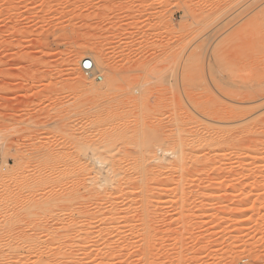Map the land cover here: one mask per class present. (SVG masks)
<instances>
[{
    "label": "rangeland",
    "instance_id": "374dc122",
    "mask_svg": "<svg viewBox=\"0 0 264 264\" xmlns=\"http://www.w3.org/2000/svg\"><path fill=\"white\" fill-rule=\"evenodd\" d=\"M84 57L96 61L93 76L81 69ZM91 81L104 86L100 96ZM261 84L264 0H0V264H28L23 249L36 237L52 248L46 226L61 233L80 206L66 194L56 205L62 220L44 230L28 222L21 203L53 200L37 191L34 168L48 161L72 183L100 158L105 173L121 161L131 175L159 176V164L182 155L203 164L211 157L187 176L185 192L171 191V161L151 185L155 194L133 197L154 205L146 262L264 264V151L243 147L250 132L234 123L223 125L222 145L209 139L218 127L212 110L243 108V93ZM110 244L99 248L103 264L125 262L127 252ZM87 252L71 264H93L96 253Z\"/></svg>",
    "mask_w": 264,
    "mask_h": 264
},
{
    "label": "bare ground",
    "instance_id": "6f19581e",
    "mask_svg": "<svg viewBox=\"0 0 264 264\" xmlns=\"http://www.w3.org/2000/svg\"><path fill=\"white\" fill-rule=\"evenodd\" d=\"M85 61L87 62L88 65L92 66V70H93L92 75H94V72L97 68L95 65L96 61H93L92 59H87V57H84L81 61V65H83ZM87 87L91 94L93 95L99 94V96H100L99 92L103 91L104 89V86L102 88L92 81L87 83ZM243 94H246L245 99H242L243 108L241 107L237 110L235 109L233 110L231 108L232 110H230L229 107L231 105H227L223 103L224 105L221 104L223 106L216 107L212 110L211 116L214 119L215 123L218 124V127L215 128L213 135L209 138L210 145L212 147L215 148L219 142L221 143V140L223 139L224 134H226L224 131L225 130L224 126H226L225 124L232 123L233 125L234 123V124L239 125L240 129L242 128L247 133L248 131L250 132L249 134L250 139H248L247 137L248 143L245 144V146L241 144L243 147H246L248 150L251 148L252 151L253 152L255 151L256 153L257 152L260 153L264 151L263 150L264 149V137L261 136L260 134L262 133L263 135L264 131L260 132V129H259V132H257L258 127L264 128V121H261V118H260L264 116L262 115L260 117H257L258 119L255 118L256 116L254 117V119L251 117V115L254 112L258 110H264V84L255 86L254 88H251L249 92L247 91V93H243ZM241 97L243 98V96ZM239 126L237 127L239 128ZM228 128H231V127H228ZM228 128L226 129L228 130ZM184 132H185L184 130H181L180 135L182 137H184L183 135ZM128 134H129L128 132L127 134H124V136L121 137V140L127 141V139L129 138ZM231 141H233V138L230 139L229 142ZM237 141H239V144H240V140L237 139ZM243 143H246V142L244 141ZM100 150L101 148L98 147L95 149V152L99 154ZM173 154L174 152L172 153L166 152L164 156L169 157ZM140 155H143V153H141ZM210 158H207L206 161H209V162H204V164L200 162H191L187 158L186 155H182L180 157L177 156L174 159V161L171 160L172 163H175V166H177L175 167L177 169L176 171L181 170L180 174H178V172L175 171L171 175V179L174 180L175 181L174 183L176 184V186L173 189H171V191L174 190V192H177V193L179 191L180 193L181 191L182 193L185 192V190L188 188L186 187V184H185V181L187 180V176L193 173L194 171L195 172L199 171L207 163L209 164ZM211 160L213 161V157ZM171 161L169 162L167 160L161 165L160 164L158 165V169L161 173L159 176H151L146 173H141V174L134 176L130 174V172L124 165V162H121V161L120 162L113 161L111 163V167L109 168L107 167L108 169L105 167L107 171H109L108 173H105V171H103L102 169L99 170L100 168L99 165H102L103 162L101 161L100 158H98L97 161L93 162V164H87L85 166V173L88 174L87 176L74 180L72 181V183L65 182L62 177L61 172L56 171L53 168V165L50 164V162L48 161L45 162L44 164L42 163L43 166L41 165L42 168H40L39 170L34 168L33 171L35 172V174L39 173L40 175L39 178L42 179L43 181L42 189L41 190L38 189L37 191L40 192L39 194L45 193V194H48V196L50 195V198L52 197L53 200L49 201L48 202L49 204L46 202L42 204L33 203V205H31L32 203L30 204V203H27V202L25 203L21 201L23 203H21L20 207H22V210L26 213L28 222L30 221L31 224L34 223L35 226L37 225L38 228L44 230V225H53L52 223L56 219L62 220L59 218V216L63 217V215L61 214V212L57 211L56 205H57V202H59V200H61L62 198H66V194H69V196L71 197H77L80 200V206L79 208L74 210V212H71L70 214L67 215L68 216L67 217L68 220H66L67 224L64 223L65 225H62L63 228H62V231H60L61 233H59V231H53L52 230L53 227L50 228L52 230L51 231L49 230V228H47L48 226H46V229H45L46 233H44L45 231L43 233L45 235H49L50 238L52 237V241L50 240L51 241L50 246L52 248L48 247L49 245L47 246L48 243L46 241L38 242L36 240L38 239V237H36L35 239H32V245L30 247H27V248L25 247V249H23L26 254L27 252L29 253V256L33 255V257L30 256L34 259V261H32L31 264H71L75 255H77L76 254L77 252L78 253L81 252L80 254L82 253L85 254V252L89 250H90V253L87 252L89 256L92 255V257H94L96 255V259H94V262L92 261L93 264H103L102 262L103 259L100 257L102 256L101 254L103 252L101 253L102 250H100L99 248L105 245L103 248L104 250H106L107 248L106 243L109 241L114 244V247L112 246H111L112 248L109 247L110 249L112 250L114 249L116 252H119L122 254L124 253V255L127 252L125 257L123 258L125 259V262L122 259L123 262H121L120 264H127V263L137 264V262L135 263V261L134 262L132 261L133 257H141V260H139L140 263L138 262V264H141L142 262H146V259L148 260L149 258L148 253H150L148 252L150 248H149V244L147 243L149 242V239H148L149 230L147 229V226L149 227V225H152V219L154 216L152 215L153 210L151 209L154 205L153 203L152 204L150 203L151 199H150V202H145V203H142L141 205H137V200H134L133 197L135 198H137L138 196L142 197L143 194L147 195L146 193H148L149 195V192L151 193V191L154 190L152 189L153 184L159 181V179L161 178V175L164 174L165 170H167L168 167L169 169L170 167L171 168L174 167ZM93 166H95L98 171L95 170ZM204 168H206V166ZM152 192L154 193V191ZM191 194L192 192L189 195ZM185 196H187V194ZM153 197L154 195L152 196V198ZM141 200L142 199H140L139 201ZM28 202H31V201H28ZM27 206H33V207H27ZM213 208H214L213 203H210L208 204L206 210L207 212L208 211L211 212ZM104 209H105V212H103ZM209 219H212V218H209ZM123 224L125 225L127 224L129 226L131 225L130 227H131L132 232L130 233V236L128 237H127L128 234L125 236L126 233L122 231ZM55 226H57L56 228L57 230L58 229L61 230V228L58 227L61 225H55ZM95 226L97 228H100L99 230H97L98 231L97 233L99 234H97L96 231L93 232V228ZM94 233H96L98 238L94 237ZM42 235H40V237ZM101 236H105V237L101 238ZM106 236H111L113 237L112 239L114 240L113 241L107 240L110 237L106 238ZM138 243L142 244L140 247L137 246L139 247V249L136 247ZM113 244H110V245H113ZM47 247L50 248L49 252H47L46 250L48 249ZM135 247L138 249V251L133 252ZM14 248L15 247L13 246V249ZM18 249L22 250L21 247ZM45 250L48 253V255L46 254ZM25 256L27 255H24L23 258L22 257L21 258L24 259ZM29 256H27L28 264H30L28 261ZM81 260H85V259H81ZM23 261H26V260H23ZM146 264L148 263L146 262Z\"/></svg>",
    "mask_w": 264,
    "mask_h": 264
},
{
    "label": "built area",
    "instance_id": "2783aa9c",
    "mask_svg": "<svg viewBox=\"0 0 264 264\" xmlns=\"http://www.w3.org/2000/svg\"><path fill=\"white\" fill-rule=\"evenodd\" d=\"M81 69L86 73V75H88V76H93V75H92V72H93V70H92V66H91V65H88L86 61L83 63V65H81ZM97 78H98L100 81L102 80L101 77H97Z\"/></svg>",
    "mask_w": 264,
    "mask_h": 264
}]
</instances>
